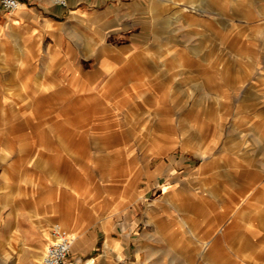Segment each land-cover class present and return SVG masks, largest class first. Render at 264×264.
Segmentation results:
<instances>
[{"label":"rangeland","instance_id":"1","mask_svg":"<svg viewBox=\"0 0 264 264\" xmlns=\"http://www.w3.org/2000/svg\"><path fill=\"white\" fill-rule=\"evenodd\" d=\"M43 1L49 3V7L59 5L64 8L56 17L62 27L63 49L72 47L74 52L71 59L82 62L73 64L74 71L77 73L78 68L90 71L81 73L88 77L101 66L106 72L89 77L86 81L79 77L73 81L66 74L70 67L60 63L51 68L47 77L37 79L38 72L43 70L44 48L20 47L11 39V34L0 41V87L10 76L18 74L19 80H23L28 84V90L33 91L26 94L22 91L14 94L3 91L6 100L2 102L0 98V264H40L55 225H68L67 220L76 214V206H67L63 210L68 216L67 220L44 219L38 210L37 216H34L33 201L40 203L39 195L47 185L57 183L61 177L80 180L87 190L95 192L112 182L107 180V173L115 167L112 162H125L130 150L142 146L146 141L162 147L163 154L152 161H147V156L139 155L141 163L133 176L135 185L142 187L146 184L147 175L140 171L146 163L156 170L159 162L174 161L175 165L169 166L175 167L180 178L171 181L169 173L156 176L148 198L138 200L137 216L141 219L147 200L164 186L169 185L167 189L180 186L179 192L173 195L178 206L168 208L170 216L165 221L171 227L173 224L181 226L186 220L199 219V213L194 215L195 204H198L196 201L200 197H209L211 178L208 169L211 163L202 172L204 179L198 176L192 185L190 182L193 179L188 181L192 169L201 158L184 151L183 143L194 145L200 142L196 134L198 130L203 131L201 141H208L209 138L228 141L227 138L238 135L245 141L244 146L254 159L253 164L260 163L264 169V161L256 160L258 152L264 154V142H258V130L264 135V95L258 96L255 90L257 81L264 76V47H245L244 51L261 61V64L248 63L242 60L241 54H237L243 49L242 45L231 49L221 39L214 36L211 39L203 38L200 33L187 30L174 19L184 10L199 21L211 20L209 23L218 31L225 30L230 26L228 20L233 19L236 33L240 30L241 21L239 11L231 0H213L212 5L206 0H80L82 3L78 6L81 8L72 9V12L67 6L77 0H67V5L53 0ZM170 20H175L174 37L169 41L174 44L173 51L163 45L169 31L159 24ZM153 25L159 30L156 34ZM199 31L204 33L203 28H199ZM4 32L6 30L0 31V35L3 36ZM111 43L118 46L132 43L135 48L126 52ZM156 43V50L145 52L144 48L141 49L146 44L152 46ZM175 43L179 44V49ZM84 48L100 55L87 53ZM37 50L40 51L38 57ZM149 51L151 58L160 53L159 58L152 60L156 63L139 58L143 52L144 56L149 55ZM176 52L182 58L180 63L174 61ZM124 58L126 62L121 65V72L129 69L134 72L137 67L149 78L157 74L170 75L168 81L174 83H164L160 87L152 77L143 83L146 85L137 86L138 91L128 96L129 88L134 85L124 84L130 76L122 75L120 82L124 85L119 86V90L108 87L104 95L94 96L95 88L103 86L112 68L117 65L114 60ZM164 61L169 64L165 66ZM178 72L181 83L177 79ZM165 87L171 90L166 95L162 94ZM255 117L262 121L259 129L249 127L242 130L234 126L238 119L242 125L243 120L251 121ZM214 120L221 121L218 123ZM170 122L168 135L161 128ZM179 132L186 134L180 137ZM173 133L178 138L175 141H171ZM133 140L139 141L140 145L131 142ZM53 154H56L55 158ZM123 174V179H127L128 175ZM4 198L6 201H3ZM72 201L81 203L76 201L75 196ZM36 218L35 226L32 222ZM15 223L18 224L14 227ZM145 230L143 222H140L137 231L145 233ZM186 230L189 229L186 227ZM167 233L169 235L171 232ZM181 238L186 244L184 253L175 250L176 242H170L169 236L164 241L153 239L150 250L142 256L143 264H209L203 250L192 248V233L182 232ZM72 256L70 248L65 261Z\"/></svg>","mask_w":264,"mask_h":264},{"label":"crops","instance_id":"2","mask_svg":"<svg viewBox=\"0 0 264 264\" xmlns=\"http://www.w3.org/2000/svg\"><path fill=\"white\" fill-rule=\"evenodd\" d=\"M79 3H82V1L77 0L76 3L67 7L70 8L71 12L72 9L79 10L81 8L78 6ZM231 3L239 11L240 30L235 33L234 20L229 19L228 23L230 26H227L225 30L218 31L216 29L218 33H222V36H224L218 39L225 42L231 49L242 45V50H236L237 54H241L242 60L248 63L261 64L260 59H257L258 57L248 54L247 51H244V48L264 47V0H231ZM62 9L64 8L59 5L49 7V3H45L43 0H20V5L17 8L6 10L0 1V31L6 30L3 36L0 35V41L6 39L8 37L7 34H11V39L19 43L20 47L37 46V49L44 48L46 55L43 61V70L38 72L37 79L40 76L47 77L51 68L60 63L70 67L66 74L73 81L77 80V77L86 81L89 77L106 72L101 66L98 69L92 68L95 71L88 77L82 76L81 73H91L90 71H84L80 68L77 69V73L74 71L73 64H82V62H74L71 59L74 49L68 47L64 50L61 44L62 27L56 16L60 11L62 12ZM69 18L73 19L70 15ZM198 18H201V16ZM152 33L151 29V36ZM104 41L107 42L105 37ZM111 44L115 48L126 52H131L135 48L132 43H123L120 46L114 43ZM176 44V48L179 49V44ZM167 45L173 51L174 44L168 43ZM141 49L145 50V52L149 49L150 51L156 50L157 43L152 46L146 44ZM84 50L87 53L99 54L92 49L84 48ZM38 55H40V51L38 52L37 50V57ZM124 59H116L114 61L117 65L112 68L103 86L95 88L94 96L104 95L108 87H112L113 90H119V86L123 83L129 86L146 85V83H143L152 77L153 81H156L159 86L164 83L171 85L174 83L168 81L169 75L163 74V76H160L157 74L149 78L141 73L137 67L134 72L130 70L121 72V65L126 62V59ZM141 60L153 62V57L151 58L148 55V57ZM153 63L156 62L154 61ZM115 71H117L114 78L116 82L113 85H108L106 82ZM122 75H129L130 77L122 83L120 82ZM18 76V74H13L0 87L2 102L5 100L3 91L11 92V94L19 90L24 94L32 91L28 90V84L23 80H19ZM177 77L179 80V72ZM180 81L181 79L179 83H181ZM129 89H132V87ZM168 90L170 88L165 87V91ZM255 90L258 96L264 95V76L257 81ZM35 93L36 91L33 94ZM162 94L165 95V92ZM214 121L219 123L221 120ZM242 123L241 125L238 119L235 121L234 126L237 129L240 127L242 130L249 127H257L259 129L262 121H258V118L255 117V120L253 118L251 121L245 119ZM167 128H169L168 124L161 128L163 133L167 131ZM167 134L169 135L168 131ZM196 134L199 136L200 142H197V145H192V148L204 147L208 152L202 155L190 150H184L201 158L200 162L192 169L188 181L190 182V179H193V182H190V185H192L198 176L204 179L202 172L211 163L208 169L211 182L208 189L209 197H200L196 201L199 205L195 204L194 215L199 213L197 217L199 219L195 221L190 219L192 223L194 222L192 231L186 230V221L181 226L173 224L171 227L165 224L166 219L170 216L168 208L178 206V202L176 203L173 195L179 192L180 186L170 189H167L169 185L168 187L164 186L157 194H153L147 200L145 213L141 219L137 216L136 206H139L138 200L148 198L157 178L156 176L161 177L163 173H169L171 181H176L180 178L175 167L169 166L170 164L175 165L174 161H161L157 164L156 170L149 163H146V166L143 169L141 168L140 171L143 170L146 173L147 182L142 187L138 184L135 185L133 176H135L141 163L138 158L139 155L147 156V161H152L151 159L154 157L163 154L161 153L163 151L162 147H157L149 141L144 142L142 146L136 147L132 151L130 150L125 162L117 163L113 161L112 163L115 167L107 173L109 177L107 180H112V182L104 184L103 187H100L95 192L87 190L85 183L80 180L72 181L61 177L57 183L47 185L45 190L39 195L40 203L37 204V200L33 201L34 216H37L38 210L44 219L52 220L58 218L59 220H67L68 216L63 210L67 206H70V208L77 207L76 214L69 219L70 221L67 220L68 225L61 227L67 233L75 236L71 247L73 256L68 257L66 261L64 260V263L143 264L142 256L148 249L150 250V246L154 242L153 239L164 241L169 236L170 242H176L175 250L178 253L186 252V244L181 238V234L184 232L192 233L194 245L192 248L194 250H203V256L206 255L205 259L208 260L209 264H264L263 166L260 163L253 164L254 159L247 152L248 149L244 146L245 141H242L238 135L227 138L228 141L225 139L220 141L218 140L219 138L217 140L209 138L208 141H205L207 139L201 141L204 136L203 131L198 130ZM172 138L171 141L178 139L174 133ZM134 141L138 142V146L140 145L139 141L133 140L131 142L134 143ZM258 142H264V135L259 130ZM208 147L210 148L209 150ZM55 155L53 154L54 158ZM260 159L264 161V154L258 152L256 160ZM79 172H81V169H79ZM123 173L128 175L125 180L123 179ZM56 174L53 173V175ZM116 176L117 178L114 179ZM207 179L208 176L205 177V180ZM37 182L36 180V186ZM73 196H75L76 201L81 203L75 204L72 201ZM200 196H203V194ZM3 201H6V198ZM140 222H143V228L146 229L145 233L137 231ZM16 224L18 223L13 224V226ZM32 224L37 225V218L34 219ZM8 225L10 229V224L8 223ZM167 231L171 233L168 235Z\"/></svg>","mask_w":264,"mask_h":264},{"label":"bare ground","instance_id":"3","mask_svg":"<svg viewBox=\"0 0 264 264\" xmlns=\"http://www.w3.org/2000/svg\"><path fill=\"white\" fill-rule=\"evenodd\" d=\"M205 1V0H204ZM206 1H208L207 3H209L210 5H212V2H213V0H206ZM205 1V2H206ZM177 2V1H176ZM179 2H181V1H179ZM226 2V1H225ZM181 4V3H180ZM228 4V3H227ZM157 6V5H156ZM162 5H160V7H161ZM155 7V6H154ZM220 7V6H219ZM222 9H223V7H222ZM77 10V9H76ZM175 11V10H174ZM155 13H157V12H155ZM226 13V12H225ZM156 15V14H155ZM157 15H158V13H157ZM179 15V14H178ZM160 16V15H159ZM165 16V15H164ZM168 17V16H167ZM156 18H158V17H156ZM155 18V19H156ZM161 18V17H160ZM165 18V17H164ZM176 21H178V23H180V24H182L184 27H186L187 28V30H189V31H191V32H193V33H200L199 35L200 36H202L203 35V38H205V37H209V39H211V38H213V36L214 37H216L217 39L218 38H223L224 36H222L223 34L222 33H218L217 32V30H215V28H214V26L212 25V24H210L209 23V21H207V20H205V19H202V20H198L197 19V17L196 16H194V15H190V14H187V13H185V11L183 10V12H181V14L179 15V16H175V18H174ZM158 20V19H157ZM156 20V21H157ZM175 20H170V21H167V22H163V23H160L159 22V24H163V26H165L167 29L166 30H168L169 32H167V33H169L168 35H167V40H165L164 41V43L165 44H163L164 46H165V48L168 50H170V51H172L169 47H168V43H170L169 41L174 37V35H173V33H172V31H173V29H174V27H175ZM156 25H153V28H154V32H155V34H156V32L157 31H159V30H157L156 28ZM199 28H203V30H204V33H202L201 31H199ZM153 30V29H152ZM161 32H163V31H161ZM99 33V32H98ZM103 33V32H102ZM202 33V34H201ZM154 36V35H153ZM155 38V37H154ZM199 38H201V37H199ZM100 39V38H99ZM95 41V40H94ZM98 43V45H99V42H97ZM94 44V43H93ZM86 45V44H85ZM158 45V44H157ZM93 46V45H92ZM110 46H112V45H110ZM89 47V46H88ZM99 47V46H98ZM113 47V46H112ZM93 48H95V47H93ZM96 48H97V46H96ZM115 49V48H114ZM97 50V49H96ZM100 50V49H99ZM99 52V51H98ZM165 52V51H164ZM148 54L150 53V51L149 52H147ZM114 54V53H113ZM121 54V53H120ZM158 53H156L155 54V58H159V56H160V53H159V55H157ZM171 54H173L172 52H171ZM104 55V54H103ZM121 56V55H120ZM149 56H151L150 54H149ZM109 57H112V56H109ZM126 57V56H125ZM145 57H148V55L146 54V56H142V57H140L141 59L142 58H145ZM153 57V58H154ZM113 58V57H112ZM119 58V57H118ZM165 58V57H164ZM163 59V58H162ZM179 59V60H178ZM182 58L180 57V54L179 53H175L174 54V61H177V63L179 62H181L182 60H181ZM115 61V60H114ZM130 61V60H129ZM158 61H159V59H158ZM164 64H165V66H167L168 64H169V62L168 61H164L163 62ZM159 65V64H158ZM160 65H162V64H160ZM159 65V66H160ZM179 65V64H178ZM163 66V65H162ZM134 67H136V66H134ZM130 70V69H129ZM131 70H132V68H131ZM133 70H135V69H133ZM115 73L116 72H113L112 73V75H110V77H109V79H108V81L106 82L108 85H113L116 81H115ZM170 76V75H169ZM175 79V78H174ZM171 81V80H170ZM178 81V80H177ZM107 85V86H108ZM22 88V87H21ZM20 91V90H19ZM136 91H138V89H137V86L135 85V86H133L132 87V89L131 90H129V92H128V96H132V94H134ZM170 91L171 90H168V91H165V95L167 94V93H170ZM6 94V93H5ZM169 97V96H168ZM22 98H24V97H22ZM6 100V99H5ZM7 102V101H6ZM168 125H171V122L168 124ZM179 134H180V137L182 136V135H185L186 133H184V132H179ZM189 137H190V135H189ZM197 142V141H196ZM193 144V143H192ZM196 144V143H195ZM197 145V144H196ZM183 149L184 150H190V151H193L194 153H197V154H202V155H204L206 152H208L207 150H205L204 149V147H199L198 146V148H192V145L191 144H185V143H183ZM210 148L208 147V150H209ZM205 150V151H204ZM76 152V151H75ZM208 156V155H207ZM205 157V156H204ZM211 158V157H210ZM205 160H206V158H205ZM199 172V171H198ZM246 192V191H245ZM194 223V222H193ZM193 223L191 222V220H186V227H187V229H189V230H193ZM73 237H74V235H72ZM177 236V235H176ZM50 240V239H49ZM48 240V241H49ZM47 241V242H48ZM208 243V242H207ZM206 243V244H207ZM207 246V245H206ZM206 256V255H205Z\"/></svg>","mask_w":264,"mask_h":264},{"label":"built area","instance_id":"4","mask_svg":"<svg viewBox=\"0 0 264 264\" xmlns=\"http://www.w3.org/2000/svg\"><path fill=\"white\" fill-rule=\"evenodd\" d=\"M6 10H13L20 5V0H0ZM56 3L67 5V0H53ZM74 237L64 231L58 224L55 225L52 237L46 243L40 264H64Z\"/></svg>","mask_w":264,"mask_h":264}]
</instances>
